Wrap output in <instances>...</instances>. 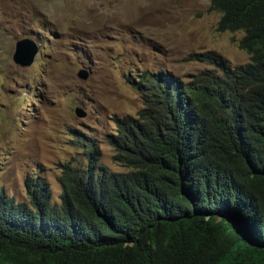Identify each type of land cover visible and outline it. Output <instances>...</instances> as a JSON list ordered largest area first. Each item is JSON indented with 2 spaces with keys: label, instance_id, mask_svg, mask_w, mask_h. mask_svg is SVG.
<instances>
[{
  "label": "trees",
  "instance_id": "1",
  "mask_svg": "<svg viewBox=\"0 0 264 264\" xmlns=\"http://www.w3.org/2000/svg\"><path fill=\"white\" fill-rule=\"evenodd\" d=\"M217 29L243 32L249 61L192 83L144 73L139 116L61 164L60 203L28 175V201L0 189V264H264V0H209Z\"/></svg>",
  "mask_w": 264,
  "mask_h": 264
},
{
  "label": "rangeland",
  "instance_id": "2",
  "mask_svg": "<svg viewBox=\"0 0 264 264\" xmlns=\"http://www.w3.org/2000/svg\"><path fill=\"white\" fill-rule=\"evenodd\" d=\"M219 17L208 0H0V189L28 201L24 179L40 176L59 204L61 164L86 162L92 145L103 165L126 172L109 135L146 106L131 79L163 72L192 83L218 70L211 53L248 62L243 32L218 30ZM25 37L38 50L21 66L12 55Z\"/></svg>",
  "mask_w": 264,
  "mask_h": 264
},
{
  "label": "water",
  "instance_id": "3",
  "mask_svg": "<svg viewBox=\"0 0 264 264\" xmlns=\"http://www.w3.org/2000/svg\"><path fill=\"white\" fill-rule=\"evenodd\" d=\"M37 50V44L33 39L28 37L19 39L15 43V50L13 52L12 59L15 63L21 66L29 65L33 61ZM78 76L82 79H85L87 74L81 70ZM75 113L79 117H83L85 115V113L79 107L75 108Z\"/></svg>",
  "mask_w": 264,
  "mask_h": 264
},
{
  "label": "clouds",
  "instance_id": "4",
  "mask_svg": "<svg viewBox=\"0 0 264 264\" xmlns=\"http://www.w3.org/2000/svg\"><path fill=\"white\" fill-rule=\"evenodd\" d=\"M208 1H209V0H208ZM236 31H240V30H236ZM242 36H243V35H242ZM242 36H241V37H242ZM241 37H240V38H241ZM248 61H249V60H248Z\"/></svg>",
  "mask_w": 264,
  "mask_h": 264
}]
</instances>
